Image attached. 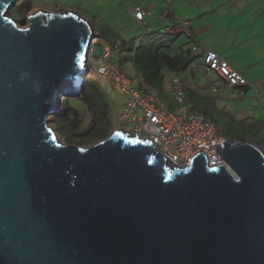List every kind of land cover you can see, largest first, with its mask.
<instances>
[{"label":"water","instance_id":"1","mask_svg":"<svg viewBox=\"0 0 264 264\" xmlns=\"http://www.w3.org/2000/svg\"><path fill=\"white\" fill-rule=\"evenodd\" d=\"M18 1L0 0V264H264V150L232 137L228 166H170L123 128L59 142L47 117L83 91L93 26L59 9L21 27Z\"/></svg>","mask_w":264,"mask_h":264},{"label":"built area","instance_id":"2","mask_svg":"<svg viewBox=\"0 0 264 264\" xmlns=\"http://www.w3.org/2000/svg\"><path fill=\"white\" fill-rule=\"evenodd\" d=\"M132 13L142 26L141 32L152 30V26L145 20V15L151 13L149 9L139 5L133 7ZM162 18L164 21H176V25H164L163 31L166 33H179L189 28L188 20L180 18L177 21V16L174 18L170 12L163 14ZM124 45L125 42L120 37L107 39L95 33L89 47L87 64H90L89 69L94 68L100 77L111 79L127 94L121 118L132 125L129 131L152 141L156 145V151L163 153L170 166H187L202 151L207 155L210 165L228 166L220 150L225 147L224 140L232 137L223 133L216 121L193 109L187 96V86L181 77L175 75L172 78L170 94L172 103L175 104L171 106L156 91L149 90L141 73V86L133 85L127 71L117 62ZM137 45L139 41L134 44L135 47ZM192 50L202 53L206 66L214 69L230 89L240 87L244 94L246 86H250L258 94V87L216 50L201 43H195ZM217 87L215 83L212 84L213 90H217ZM218 143L221 147L217 150Z\"/></svg>","mask_w":264,"mask_h":264},{"label":"rangeland","instance_id":"3","mask_svg":"<svg viewBox=\"0 0 264 264\" xmlns=\"http://www.w3.org/2000/svg\"><path fill=\"white\" fill-rule=\"evenodd\" d=\"M100 1L102 0H23L21 4L23 9L20 12L17 13V11L13 10V6L8 10L7 15L12 17L16 16L18 25L21 27H27L30 23L29 16L35 14L32 11H34L36 7L39 11H58L59 9L75 10L91 21L94 33L99 34L101 37L110 34L116 35L117 33L122 34L123 38L124 34L128 36L129 34L134 35L136 27H133L131 31L129 29H124V26H128L130 22L129 19L125 18L123 13L124 9L122 10L119 7L109 8L108 6H105L108 11L104 14L101 12V9H97L95 6V4ZM22 13H24V15H22ZM155 29H160L162 32L161 34L163 35L167 34L163 31V25H160V27H156ZM141 30L142 26L138 32ZM137 34L139 35V33ZM186 34V32L181 33L177 41L169 48V51L172 54L180 50L183 44V39H187ZM124 39L127 45H130L133 42L131 41V38L127 36ZM129 56V58H126L125 52H122L120 55L119 66L127 71L133 81V85L141 86L139 82V72L133 59V53H129ZM204 63V60L197 57L196 61L185 70L176 71L169 68L165 69V81L161 97L167 103L170 101V105L174 106L175 102L172 103L170 94L171 81L175 75H179L187 86L188 96L193 102L200 101L196 92L208 97L210 100L209 109L216 116L223 131L230 130V133L239 131L242 126L241 124L246 125L249 121L247 118L243 119L246 114H251L254 116V119L258 120L260 117L264 118V86L262 82L259 83V86L261 87V96H255L252 89H250L246 95H239L238 91L230 93L227 88L218 91L221 78L214 69H209L208 72L204 71L201 68L205 67ZM89 65L90 64L88 63V71L83 74L84 87L88 83L97 84L109 103L108 116L102 119L99 127L106 131L107 136L119 128L129 131L132 129V125L124 122L121 118L127 94L118 88L111 79L100 77L94 68L90 67L91 69H89ZM213 83L218 86L217 90L212 89ZM201 101L203 100L201 99ZM69 105L75 107L80 112L82 124L76 132H66L65 130L63 115ZM231 116L234 118H231ZM91 117L92 114L87 109V105L82 98L81 92L79 95H63L60 108L50 113L47 120L48 125L55 131L59 142L63 144H78L83 147H88L107 137L84 133L89 127V120ZM240 134L241 136H244L245 139H248L247 133L240 132L239 135ZM261 148L264 150V145Z\"/></svg>","mask_w":264,"mask_h":264},{"label":"crops","instance_id":"4","mask_svg":"<svg viewBox=\"0 0 264 264\" xmlns=\"http://www.w3.org/2000/svg\"><path fill=\"white\" fill-rule=\"evenodd\" d=\"M139 5L151 11V14L145 15V20L152 26V29L160 27V25L164 27L166 24L176 25V21L170 19L163 21L161 18L162 14L169 11L174 15V18L177 16V21L180 18L189 21V28L186 31L187 39H183L180 50L174 54L182 50L192 49L195 43H201L209 49H214L258 87L259 93L256 94L252 87L246 86L245 95L250 89H252L255 96L262 95L259 83L262 82L264 86V0H102L95 4L97 9H101L104 14L108 11L105 6L124 9L125 18L130 20L128 26L125 25L124 29L131 31L133 27H136L134 35L124 34V38L126 36L130 37L131 41L138 36L137 33H141V31L138 32L141 28L140 23L132 13L133 7ZM109 36L112 39L115 36L124 39L123 35L119 33L102 37L111 39L108 38ZM126 46L128 45L125 43L124 48ZM123 52L126 53V50H123ZM191 56H193V62L196 61L197 57L204 60L202 53L198 51L192 50ZM117 61L119 64L120 58ZM204 65L205 67L201 68L208 72L209 68L205 63ZM224 88L229 89L230 93L238 91L239 95L243 94L240 87L230 89L221 79L218 91ZM196 93L201 99L206 97L201 93ZM231 118L234 117L231 116ZM244 118L249 120V125L254 122H258L259 125L264 123L263 117L258 120L254 119L253 115L246 114ZM247 134L248 137L254 135L255 139H258L264 134V130L258 131L257 134Z\"/></svg>","mask_w":264,"mask_h":264},{"label":"trees","instance_id":"5","mask_svg":"<svg viewBox=\"0 0 264 264\" xmlns=\"http://www.w3.org/2000/svg\"><path fill=\"white\" fill-rule=\"evenodd\" d=\"M22 2L23 0H19L13 7V10L17 11V13L23 9L21 7ZM169 12L171 13V11ZM22 15H24V13H22ZM14 18L16 19V16ZM183 32L186 31H182L179 33H167L164 35L161 34L162 32L160 31V29H152L144 33L141 32L134 38L133 42L130 45L126 46L123 49L124 51L126 50V58L130 57L129 53H133L135 66L138 72L141 73L143 81L147 84L149 90L156 91L160 96L162 94L165 81L164 70L167 68L176 71L185 70L193 62V56H191V48L182 50L181 52L174 55L169 51V48L177 41L178 36ZM118 37L120 36H115L113 37V39ZM108 38L112 39L111 36H109ZM136 41H139V45L135 47L134 44ZM124 42L126 43L125 40ZM82 98L87 105V109L92 114V117L89 120V127L84 133L106 137V131L102 130L99 127V124L101 123L102 119L108 116L109 103L105 98L101 88L97 84L88 83L82 91ZM188 99L191 102L193 109L197 110L200 113H203L206 117L218 123L216 116L209 109L210 101H208V98L204 97V99H202L203 101H201V97L198 95V99H200V101L198 102H193L191 98H189V96ZM168 104L170 105V103ZM63 121L65 123L66 132H76V130H78L82 124L79 110L69 105L63 115ZM241 125L242 126L239 131H235L232 133H230V130L222 131L225 134L230 135L231 137L245 139L244 136H241V134L239 135L240 132L257 134L258 131L264 130V125H259L258 122L250 123V125L248 123H246V125ZM255 130L257 131L255 132ZM247 138L248 139L246 140L257 143L261 147L264 145V134L261 135V138L258 137V139H255L254 135Z\"/></svg>","mask_w":264,"mask_h":264},{"label":"bare ground","instance_id":"6","mask_svg":"<svg viewBox=\"0 0 264 264\" xmlns=\"http://www.w3.org/2000/svg\"><path fill=\"white\" fill-rule=\"evenodd\" d=\"M37 11H39L38 9H37V7L35 8V10L34 11H32V12H34V13H36Z\"/></svg>","mask_w":264,"mask_h":264}]
</instances>
